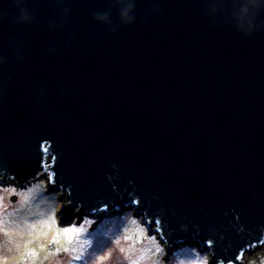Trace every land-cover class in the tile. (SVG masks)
<instances>
[{
	"label": "water",
	"instance_id": "obj_1",
	"mask_svg": "<svg viewBox=\"0 0 264 264\" xmlns=\"http://www.w3.org/2000/svg\"><path fill=\"white\" fill-rule=\"evenodd\" d=\"M52 173L62 222L134 207L167 259L241 264L264 244V0H0V186Z\"/></svg>",
	"mask_w": 264,
	"mask_h": 264
},
{
	"label": "rangeland",
	"instance_id": "obj_2",
	"mask_svg": "<svg viewBox=\"0 0 264 264\" xmlns=\"http://www.w3.org/2000/svg\"><path fill=\"white\" fill-rule=\"evenodd\" d=\"M47 180L48 178H40L37 182L32 183L24 189H18L17 187L11 185L4 187L0 186L1 221L13 223L18 219V216L20 218L23 217L27 221L25 232L29 237L31 233L30 223L33 222L35 216L26 214H33L34 205H36L38 207V214H43L46 217H50L53 214L54 217L52 216L51 220L53 221L55 219L58 226L64 227L60 224L59 218L56 217L55 210L51 212L42 210L44 209L42 204L52 207L50 202H52L53 199L51 196H55L58 200H62V195H60L61 191L57 193L58 196L56 193L48 194L47 190L48 188L50 190V183H46ZM13 196H17L15 202L12 201ZM57 208L60 210L58 204ZM112 215L113 216L111 218L115 220L111 226L117 224L119 225L118 229L116 230L107 226L105 228H100L103 224L99 225L96 229H90L91 232H96V234L90 239L92 242L90 253H84L86 254V262L84 264H109L112 262L114 264H128L129 262L130 264H162L161 261L166 264H202L201 262L205 260L204 256L208 258V264L211 260L210 253L207 250L202 251L198 244L190 242L186 243L187 246L179 245L176 247L171 257L167 259L168 251L166 250L165 244L159 239L158 235H150L146 227H144L145 229L143 231H141V229H139V231H135V222L138 220H141L142 222V219L136 218L131 211L126 212L125 215H119L116 212ZM90 226L91 223L87 220L84 228L88 229ZM73 227L74 226L72 225L69 228ZM106 233H108L110 237L114 236L112 241L106 238ZM102 241H106L108 243L109 248L112 249L111 254L107 248L101 244ZM117 241L119 245H127L130 250L134 251L128 260H125L121 248L116 246ZM17 243L15 252L20 247V241ZM60 244L66 255L74 249L73 246L68 244L67 240H63ZM33 249L34 248L31 244L25 246L23 248V252H21V254H19L15 259L11 260L12 264H26L31 262L30 260L32 258ZM2 256L5 257V255ZM67 258H69V256H66L64 259L61 258L62 261L59 264H68L65 263ZM250 260H255V264H264V248L256 247L253 250L247 251L245 259L244 257L241 259V264H249ZM0 264L8 263L0 257Z\"/></svg>",
	"mask_w": 264,
	"mask_h": 264
},
{
	"label": "trees",
	"instance_id": "obj_3",
	"mask_svg": "<svg viewBox=\"0 0 264 264\" xmlns=\"http://www.w3.org/2000/svg\"><path fill=\"white\" fill-rule=\"evenodd\" d=\"M56 200H52V202H50L52 207L42 204L44 209H40L49 212L55 210L56 217L59 218L60 224L62 225L63 223L61 221L59 211H57L58 202ZM37 210L38 207L34 205V213L26 214L35 216L33 222L30 223L31 233L29 237L25 232L27 221L23 217L20 218L18 216V219L13 223L1 221L0 219V257L8 264H12L11 260L21 254L25 246L31 244L34 248L32 258L30 260L31 262L26 264H59L62 261L61 258L64 259L66 256H69V258H67L65 263L84 264L86 262V254L84 253H90V247H92L90 239L96 234V232L90 231L91 226L88 229H83V225L82 227L75 226L73 228L60 227L55 222V219L53 221L51 220L53 214L50 217H46L43 214H38ZM135 225V231H139V229L143 231L145 229L141 220L135 222ZM106 226L107 224H103L101 228H105ZM66 229H73L74 231L72 233H66ZM106 238L112 241L114 236L110 237V235L106 233ZM63 240H67L68 244L74 247L68 255L63 252V248L60 244ZM18 241H20V247L15 252ZM101 244L107 248L110 254L112 253V249L109 248L106 241H102ZM116 246H119L121 251H123L125 260H128L131 257L130 255L134 253V251L130 250L127 245H119L118 241ZM2 255H5V257ZM204 258L208 260L207 257L204 256ZM161 263L166 264L163 261H161ZM128 264H130V262Z\"/></svg>",
	"mask_w": 264,
	"mask_h": 264
},
{
	"label": "clouds",
	"instance_id": "obj_4",
	"mask_svg": "<svg viewBox=\"0 0 264 264\" xmlns=\"http://www.w3.org/2000/svg\"><path fill=\"white\" fill-rule=\"evenodd\" d=\"M53 167L55 166L54 164L52 165ZM43 168H44V162H43ZM54 177H55V173H52V175L48 178V180L46 181V183H52L53 184V186H55V179H54ZM37 182V181H36ZM30 186V185H29ZM28 187V186H27ZM26 187V188H27ZM18 189H20V188H18ZM59 192V191H58ZM60 195H64V192H60ZM68 195L70 196L71 195V193H70V191H69V193H68ZM72 205V200L71 199H68V200H62V201H60V204H59V208H60V210L57 208V211H59V215H60V218H61V213L63 212V210H64V208H66V207H69V206H71ZM79 209H81V207H76L75 208V210H74V215H73V219H78V218H81V216H80V213H81V211H79ZM79 211V217L77 216V212ZM89 217H91V216H85V218H84V221L86 220V219H88ZM143 220V219H142ZM96 222H98V218L96 219V221L94 222V223H92L91 224V228L93 229V226H94V224L96 223ZM142 223V222H141ZM147 223L150 225L151 224V220H149V221H147ZM101 224H105L104 223V221L103 222H101L99 225H101ZM159 224V221H157V225ZM99 225H98V227H99ZM143 225V224H142ZM144 227H146L145 225H143ZM101 228V227H100ZM104 228V227H103ZM147 228V227H146ZM96 229V228H95ZM148 229V228H147ZM155 230H157V231H160L161 229H159V228H157L156 226L155 227H153V231H155ZM148 231H149V229H148ZM149 233H150V231H149ZM160 233H156L155 235H158V237H159V239L163 242V238L161 237V234L159 235ZM154 235V234H153ZM164 243V242H163ZM209 244H211V242L209 241L208 242ZM165 244V243H164ZM183 245V244H182ZM184 245H186L187 246V244H184ZM264 245V244H263ZM262 245V246H263ZM185 247V246H184ZM257 247H259V246H257ZM256 248V247H255ZM237 261H240L241 259H242V256L241 255H238L237 256ZM202 264H208V260L207 259H205L203 262H202ZM220 264H223V261H221L220 262ZM229 264H233V262H229ZM249 264H255V260H250L249 261Z\"/></svg>",
	"mask_w": 264,
	"mask_h": 264
},
{
	"label": "bare ground",
	"instance_id": "obj_5",
	"mask_svg": "<svg viewBox=\"0 0 264 264\" xmlns=\"http://www.w3.org/2000/svg\"><path fill=\"white\" fill-rule=\"evenodd\" d=\"M49 186H50V190H49V188H48V194H53V193H58V191H52L51 192V184H49ZM57 196H58V194H57ZM54 197L55 196H53V198H52V196H51V198L53 199V200H56L57 198H55L54 199ZM62 198V197H61ZM57 202H58V205H59V202L61 201V200H56ZM128 211H131L134 215L135 214H139V212H138V210L136 209V208H134V207H130V208H127V209H124V210H119V211H117L116 213H118L119 215L121 214H123V215H125L126 214V212H128ZM113 215H109V216H106L105 218H104V223L105 224H107V227H110V228H113V229H118V226L119 225H117V224H115L114 226H111L112 224H113V221L115 220V219H112L111 217H112ZM144 217L145 216H141L140 217V219H144ZM96 219H97V217H96V215H93V216H91V217H89L88 219H86L85 221H82L80 224H79V220L78 219H71L70 220V222H69V224H67V223H65V222H62L63 223V226L65 227V228H69L70 226H78V227H82V225H83V229H85L84 228V226L86 225V222H87V220L92 224V223H94L95 221H96ZM117 219V218H116ZM120 222V221H119ZM259 247H263L264 248V245L263 246H261V245H259ZM259 247H257V248H259ZM251 250H253V248L251 249ZM247 253V252H246ZM245 253V254H246ZM245 254L243 255V257H244V259H245ZM109 264H114L113 262L112 263H109Z\"/></svg>",
	"mask_w": 264,
	"mask_h": 264
},
{
	"label": "snow or ice",
	"instance_id": "obj_6",
	"mask_svg": "<svg viewBox=\"0 0 264 264\" xmlns=\"http://www.w3.org/2000/svg\"><path fill=\"white\" fill-rule=\"evenodd\" d=\"M65 231H66V233H72L74 230L73 229H66Z\"/></svg>",
	"mask_w": 264,
	"mask_h": 264
}]
</instances>
